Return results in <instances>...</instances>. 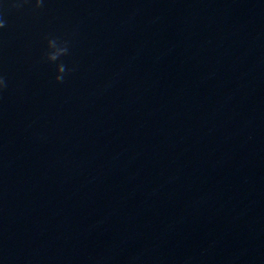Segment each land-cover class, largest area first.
I'll return each instance as SVG.
<instances>
[{
    "label": "clouds",
    "instance_id": "obj_1",
    "mask_svg": "<svg viewBox=\"0 0 264 264\" xmlns=\"http://www.w3.org/2000/svg\"><path fill=\"white\" fill-rule=\"evenodd\" d=\"M36 4H37V7H40L41 4H42V0H36ZM5 26V23L3 20H0V28L4 27ZM56 43V39H49V44L50 45H55ZM68 53V48L67 46L65 45V47L59 49V52L58 54L54 53V54H51L48 56V60L50 61H55L57 59H59V57L61 55H66ZM58 71L61 73V75H56L55 76V80L57 83H62L64 81V77H65V73H66V67L63 63H61L59 66H58ZM7 86L6 84V81L3 77H0V90H2L3 88H5Z\"/></svg>",
    "mask_w": 264,
    "mask_h": 264
}]
</instances>
